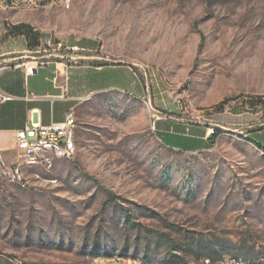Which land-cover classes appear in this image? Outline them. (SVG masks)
I'll return each instance as SVG.
<instances>
[{"label":"rangeland","instance_id":"obj_1","mask_svg":"<svg viewBox=\"0 0 264 264\" xmlns=\"http://www.w3.org/2000/svg\"><path fill=\"white\" fill-rule=\"evenodd\" d=\"M8 6L6 22L43 40L26 61L129 63L151 98L94 97L78 113L74 158L27 167L20 182L0 178V264L264 260V0ZM80 40L97 51L53 50ZM156 97L174 109L164 114L220 135L199 153L166 148Z\"/></svg>","mask_w":264,"mask_h":264},{"label":"crops","instance_id":"obj_2","mask_svg":"<svg viewBox=\"0 0 264 264\" xmlns=\"http://www.w3.org/2000/svg\"><path fill=\"white\" fill-rule=\"evenodd\" d=\"M9 13L0 14V96L11 97L0 106V155L7 164L15 161L17 132L21 130L64 123L70 113L78 121L81 107L105 93L118 92L142 100L151 98L129 63L71 64L61 54H54L41 64L26 61L31 58L29 55L40 52L42 37L27 24L10 25L5 18ZM54 47L55 52L97 51L94 43L84 40ZM31 67L33 70L29 71ZM154 100V132L166 148L191 154L210 148L213 133L219 129L164 114L174 111L171 104L162 98Z\"/></svg>","mask_w":264,"mask_h":264},{"label":"built area","instance_id":"obj_3","mask_svg":"<svg viewBox=\"0 0 264 264\" xmlns=\"http://www.w3.org/2000/svg\"><path fill=\"white\" fill-rule=\"evenodd\" d=\"M7 2L8 0H0ZM19 4L38 5V0H19ZM47 47L52 49L51 42ZM61 49V46L57 48ZM33 67L29 69L32 71ZM11 100V97L5 94L0 96V106L4 102ZM180 104V101H179ZM77 120L73 113L68 114L66 121L60 124H53L48 127L35 125L25 130L17 132V155L15 161L7 164L0 155V178H8L12 181H22L23 170L35 165L52 166V158L72 159L76 156L74 137H76ZM53 149V156H42V149ZM202 264H229L224 260L213 261L212 259H203Z\"/></svg>","mask_w":264,"mask_h":264},{"label":"bare ground","instance_id":"obj_4","mask_svg":"<svg viewBox=\"0 0 264 264\" xmlns=\"http://www.w3.org/2000/svg\"><path fill=\"white\" fill-rule=\"evenodd\" d=\"M2 4H3V2H0V5H2ZM182 109H183V107H182ZM74 145H75V152L77 154L76 137H74ZM42 156H53V149H51V148L42 149ZM206 259H210V258H206ZM228 262H229V264H264L263 259H259L256 262L255 261L254 262L245 261L242 259H234V260L230 259Z\"/></svg>","mask_w":264,"mask_h":264},{"label":"trees","instance_id":"obj_5","mask_svg":"<svg viewBox=\"0 0 264 264\" xmlns=\"http://www.w3.org/2000/svg\"><path fill=\"white\" fill-rule=\"evenodd\" d=\"M202 43H201V45H200V48H202L203 47V42H204V37L202 38ZM258 101L259 102H261L263 105H264V99H262V98H260V99H258ZM225 103H226V101H224V102H222L221 104H220V106H219V108H222V105L224 106L225 105ZM220 135V133H219V131L218 130H215L214 131V133H213V136H219ZM211 259V258H210Z\"/></svg>","mask_w":264,"mask_h":264}]
</instances>
